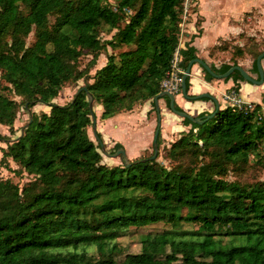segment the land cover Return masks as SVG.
Segmentation results:
<instances>
[{"label": "trees", "instance_id": "trees-1", "mask_svg": "<svg viewBox=\"0 0 264 264\" xmlns=\"http://www.w3.org/2000/svg\"><path fill=\"white\" fill-rule=\"evenodd\" d=\"M181 11L182 0H0V124L12 134L20 106L6 90L29 111L37 103L50 107L30 113L15 139L0 136V166L10 159L14 173L32 176L22 188L0 180V264H264V181L224 179L228 166L264 167L261 104L218 108L203 124L182 118L190 128L170 146L171 168L157 159L110 167L87 132V93L101 105V119L148 100L155 110L175 52L183 70L197 57L189 43L179 46ZM103 30L114 33L101 40ZM107 47L112 53L93 75L80 68L84 53L94 66ZM232 65L210 66L223 73ZM203 72L207 82L215 79ZM80 79L86 90L65 105L52 102L65 83ZM229 79L243 80L238 71ZM188 156L208 161L178 163ZM158 222L169 228L141 235L140 251L124 254L118 237Z\"/></svg>", "mask_w": 264, "mask_h": 264}, {"label": "rangeland", "instance_id": "rangeland-1", "mask_svg": "<svg viewBox=\"0 0 264 264\" xmlns=\"http://www.w3.org/2000/svg\"><path fill=\"white\" fill-rule=\"evenodd\" d=\"M109 1L111 3L114 2V0H109ZM207 1L208 0H203V3ZM211 1L212 3L213 2L217 3L218 1L224 2V4L229 3L227 6L234 5V7L230 9V11H234L235 7H237V10L238 9L248 10L249 8H252V7H255V8L264 7L262 6L264 4V0H211ZM200 2H202V0H200ZM255 8H252L246 11L244 14V17L252 18L253 21H258L259 20L258 17L260 16V13H259V10ZM194 11H195V6H192L189 8V11L185 13L184 8L182 6L181 21L179 23V46H181V43L184 40L185 30L188 29V26H186L185 24L188 23L189 18H190L189 21H191L190 15L194 13ZM261 16H263V13H261ZM200 21H201L200 19L198 18L196 19V30H198V26H200ZM249 27H250V30L249 28L248 30L253 32L254 35L248 36L246 32H244L240 35V37H231L225 40H219V43H217V45L210 50L209 58L212 61L210 62V60H206V59L204 60L209 64L211 63L217 64L218 66H220V64L222 63H227V64L235 63L247 69L249 73L254 76L255 74L251 71L252 61L254 57L256 56V54L264 51V25H259V24L256 25L253 22L250 24ZM105 31L106 30H103V32L100 33L101 40L109 39L114 33V31H112L111 33H107ZM33 40H34V34L30 33L26 39V43L30 44ZM110 53H112V50L109 47H107L106 50H103L99 54L96 60V64L94 66L89 65V61L92 58L91 55L88 53H84L79 58L78 64L80 68L87 67L89 74L93 75L97 69H99L102 65L105 64L106 56ZM263 65H264V60H263ZM180 69L183 70L181 67ZM89 82H92V80H89ZM85 83L86 82L83 79H80L76 82L65 83L63 87L61 88L59 94L52 100V102L55 104H61V105H65L69 103L72 100L73 96L77 93L78 89L85 86ZM234 85L241 86L239 83H236V82L234 83ZM233 86L231 87L232 89L226 92V96L228 95L230 97L238 98L242 102L241 96L238 95L239 90L235 91L234 89L235 87ZM252 88H253L252 90H254V92H256V94L260 96V98H263L261 102H262V105L264 106V82L261 85L253 84ZM162 90H165V89H162ZM5 92L10 98L19 102L20 106L18 107L17 116H16V119L13 125L14 132L12 134L9 133L8 127L0 124V136L5 135V136H8L10 140H13L19 136L21 128L29 121L30 113L41 114L43 112L48 113L50 111V107L42 103L35 104L29 111L26 109V105L22 103L21 97L17 96L12 90H6ZM174 95H179L182 97L181 91L174 93ZM226 96L224 97V100L230 103V100L227 99ZM244 101L247 102L249 100H244ZM247 103H253V101H249ZM142 104L143 103L136 104L131 111H133L135 108L139 110V105H142ZM175 104L177 103L175 102ZM97 106L99 105L93 102L94 113L97 109L96 108ZM152 107L153 106L151 105L150 111H149V114H150L149 117H151L153 121L154 119L157 118V113L155 110L152 109ZM199 115H196V116H199ZM174 116L176 117V120H178L179 122L182 121V118L179 117L178 115L175 114ZM155 122H156L155 123V128H156L157 120ZM164 128L165 127L162 128V126H160V144H159L158 155L156 159L158 162H160L164 166L171 168V167H174L177 162L173 161L172 159L168 157V151L170 149V146L175 140H177L181 136L183 132H186L190 128V126H188L183 131L173 132V133L171 132L172 130L166 131ZM154 131L151 132L149 135L150 136L149 149L145 152H141L140 156L136 159L147 158L153 154V146L151 142L153 141L152 138L154 135ZM87 132H88L90 139H92L94 143H97L93 135L92 125L88 127ZM148 134H149L148 127L141 121L136 125L135 129L128 130L126 132L121 133L123 141H125L128 144L129 143L132 144L134 147H141L148 140ZM102 140L106 147L107 152L109 153L115 152L113 149L114 144L109 143V141L105 142L104 139ZM5 146L6 144L0 140V147H5ZM100 153L102 155L103 164H106L110 167L123 165L118 157H109L105 155L101 150H100ZM0 157H1V153H0ZM130 160H135V159H130ZM203 161L207 162L208 158L200 156L196 160L195 158L188 156V157H183L182 159H180L178 163L184 166H187L190 163L194 164L196 162H203ZM8 165H9L8 168H4L0 166V180L8 179L12 181L13 183L18 184V186L22 188L23 185H25L28 181L32 179V176L26 173H23V172L14 173L13 170H16L18 166L14 162H12L10 159L8 160ZM224 179L228 181H237L240 183H252L256 181H264V167H260L252 163L241 164L239 166H228V171ZM246 206L247 205L243 203L242 207L245 208ZM196 227L197 226L190 224V223L183 224L184 229H195ZM168 228H169V224L164 223V222H158V223L150 224L148 226L139 227V228L131 227L129 228V230L125 232L124 235L118 237L116 239V242L123 248L124 254L125 253H137L140 251L141 235L147 234V233L161 232ZM85 238L89 239L90 241H94V240L101 241L102 240L100 236L95 235V234H88V233L85 234ZM124 254L120 255L118 259L121 260L124 257Z\"/></svg>", "mask_w": 264, "mask_h": 264}, {"label": "crops", "instance_id": "crops-1", "mask_svg": "<svg viewBox=\"0 0 264 264\" xmlns=\"http://www.w3.org/2000/svg\"><path fill=\"white\" fill-rule=\"evenodd\" d=\"M208 1L203 3V0L202 2L196 0L195 11L190 15L191 21H189V18L188 23L185 24L188 26V29L185 30L184 40L181 43V46H184L185 43H189L191 46L195 47L197 57H200L203 60H210L211 62L212 60L209 58L210 50L219 43V40L240 37L244 32H246L248 36H251L254 35L253 32L249 31L251 23L254 22L256 25H264V7H252L258 9L260 13V16L258 17L259 20L253 21L252 18L244 17L245 12L252 8H249L248 10H237V7H235L234 11H230L234 5L227 6L229 3L224 4V2L221 1L212 3L211 0ZM262 6H264V4ZM261 13H263V16H261ZM197 18L201 20L198 30H196ZM214 65L218 67L217 64ZM234 83L235 82L232 79L227 81L224 79H213L212 81L207 82L204 79L203 68L198 64H194L189 75V89L187 92L191 95L208 92L216 98L219 104V109H223L226 106L231 105V103L224 100V97L226 96V92L232 89L231 87ZM238 83L241 85H238V95L241 96L242 102H245L244 100H249L253 101V103H259L262 105L261 101L263 98H260V96L252 90V83L244 80L238 81ZM175 102L186 112L194 116L199 115L202 112L211 113L215 109L214 103L208 98L205 100L199 99L196 101H190L179 95H175ZM158 103L161 111L160 113L162 114V128L165 127L164 129L166 131L172 130L171 132L173 133L183 131L188 127L182 121L179 122L176 120V117L174 116L175 114H173L167 107L164 97L160 98ZM150 106L151 103L150 100H148L142 105H139V110L135 108L130 112H123L108 119H101L100 115L102 107L99 105L96 107L97 109L95 111L97 132L101 134L105 142L109 141V143L112 144H115L116 142L120 143L125 149L129 159H136L140 156L141 152H145L149 149V135L155 129V121L157 118L152 121V118L149 117ZM262 108L264 109L263 105ZM140 121L149 129L148 140L141 147H134L132 144L123 141L121 133L135 129Z\"/></svg>", "mask_w": 264, "mask_h": 264}, {"label": "water", "instance_id": "water-1", "mask_svg": "<svg viewBox=\"0 0 264 264\" xmlns=\"http://www.w3.org/2000/svg\"><path fill=\"white\" fill-rule=\"evenodd\" d=\"M263 60H264V51L259 53L255 59L257 72L253 76L249 73V71L247 69L241 67L240 65H232L228 70H226L223 73H215L211 69V66L207 62H205L202 58L196 57V58L191 59L188 62L187 66H186V68H185V70L181 76V84H180L181 85V95L183 98L190 100V101H196V100H199L201 98H208L214 103L215 109L206 118H203L201 116H193L184 110L176 109L175 108V95L168 90H162L153 98L155 111L157 113V124H156V128H155L154 135H153V141H152L153 154L148 158H141V159L136 160L134 162H137V161L144 162L147 159L154 160V159H156V157L158 155L157 138H158V135L160 133V126H161V113H160V107H159V103H158V100L160 98H163L165 96L168 97L169 98V109L171 110V112H173L174 114L178 115L181 118H187L196 124H203L208 118H211L217 112V110L219 108V104H218L216 98L214 96H212L210 93L203 92V93L198 94V95H191V94H188V92H187L186 79L190 75L191 68L194 64H198L199 66H201L203 68V70L208 72L215 79H221L222 80V79L228 78L234 71H238L241 74L244 81H247V82L255 84V85H261L264 82ZM82 89L86 90L85 87H82ZM79 91H80V89H78L77 93ZM87 96H88V107L90 109L91 118H92L93 135H94L95 139L98 141V143L100 144L101 151L109 157H118L124 166H129L132 162L129 159V157L127 156L124 148H119L113 153L107 152L106 147H105L104 143L101 141V139L98 137L97 130H96V128H97V126H96V115H95L94 110H93L94 99H93L92 95H90L89 93H87ZM29 117H30V115H29ZM22 131H23V128H21L20 132L22 133Z\"/></svg>", "mask_w": 264, "mask_h": 264}, {"label": "built area", "instance_id": "built-area-1", "mask_svg": "<svg viewBox=\"0 0 264 264\" xmlns=\"http://www.w3.org/2000/svg\"><path fill=\"white\" fill-rule=\"evenodd\" d=\"M196 0H182V6L184 12H188L189 8L195 6ZM179 57L177 52L174 54L171 64V70L167 73L166 78L161 83V88L172 92L173 94L181 91V74L184 72L180 69L178 64ZM183 71V72H182ZM230 100L232 107H241L242 105H247L250 107V103L241 102L238 98L226 96Z\"/></svg>", "mask_w": 264, "mask_h": 264}, {"label": "flooded vegetation", "instance_id": "flooded-vegetation-1", "mask_svg": "<svg viewBox=\"0 0 264 264\" xmlns=\"http://www.w3.org/2000/svg\"><path fill=\"white\" fill-rule=\"evenodd\" d=\"M255 74V73H254Z\"/></svg>", "mask_w": 264, "mask_h": 264}]
</instances>
